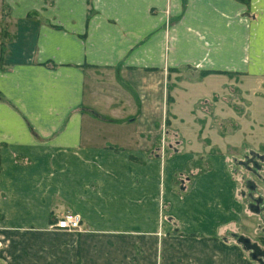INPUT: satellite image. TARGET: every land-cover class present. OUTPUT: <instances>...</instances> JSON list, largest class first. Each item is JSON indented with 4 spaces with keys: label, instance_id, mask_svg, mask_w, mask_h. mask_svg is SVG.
<instances>
[{
    "label": "crops",
    "instance_id": "crops-1",
    "mask_svg": "<svg viewBox=\"0 0 264 264\" xmlns=\"http://www.w3.org/2000/svg\"><path fill=\"white\" fill-rule=\"evenodd\" d=\"M212 76L232 99L264 82V0H0V264H146L135 247L156 263L162 238L145 233L163 227L162 177L194 158L180 154L170 95ZM219 88L211 97L226 101ZM209 95L196 100L217 125L227 116ZM164 132L178 137L167 158ZM229 159L196 178L202 222L186 228L213 235L240 221ZM66 213L80 215L79 231L53 227ZM186 244L198 264H242L217 237Z\"/></svg>",
    "mask_w": 264,
    "mask_h": 264
},
{
    "label": "rangeland",
    "instance_id": "rangeland-1",
    "mask_svg": "<svg viewBox=\"0 0 264 264\" xmlns=\"http://www.w3.org/2000/svg\"><path fill=\"white\" fill-rule=\"evenodd\" d=\"M216 80H219V78L212 76L207 77L203 85L184 82L181 84L182 89L179 90L177 97L175 96L173 99V96L170 95L169 109L171 110L175 104L179 113V117L173 122L180 126L181 136L186 139L183 148L180 149V154L192 155L194 158L187 162L184 167L183 165L180 166V170L171 177V180L168 181V177L165 178L164 175L162 177L163 227L161 230H148L145 233V236L155 235L162 238V246L158 247L159 257H157L156 263L153 260L154 251L151 248H148L146 252L144 249L135 247V254L139 256L141 254L146 255V264H186L188 263L187 260H192V264L194 262L198 264L200 261H194L195 258H192L186 252L188 248L186 239L210 236L217 237L222 242L226 241L229 245L239 247L242 264H260L257 260L259 257L257 250L264 251V221L256 209L264 206V82L262 79L247 80L248 85L244 86L243 92L241 91L236 99H232L235 94L230 90L224 92L223 90L227 89V86L220 88L214 86ZM227 81L229 80L227 79ZM228 83L226 82V85ZM215 87L221 90L218 91L221 96H228L226 101L211 97L212 92L216 89ZM204 93H210L209 105L214 106L212 108L214 109L213 112H220L219 114L227 116L217 120L219 121L216 122L218 126L210 124L211 119L203 115L204 106L207 104L196 100L198 96ZM189 110H192V112ZM194 116L201 117L203 129L200 126V130H203L202 136L204 135L210 141L209 143L205 144V141L202 144L197 140L195 135L197 127L194 126L195 124L192 121ZM169 117L171 118V116ZM219 123H222L221 127H219ZM177 138L173 133H163L162 144H165V148L162 153L164 157L167 158L169 154L174 152V141ZM168 144L172 145V149L167 147ZM223 157L230 158L228 161L229 172L238 187L236 201L242 209L240 221H237V224L235 223L231 227L216 231L213 235H209L211 233L208 230L186 228L191 223L202 222L200 214L198 216L200 221L194 220L193 208L195 207L196 211H200L202 205L204 206V204H196L200 200L196 198L199 194L195 195L193 191L196 178L211 171L214 167H218L219 161ZM253 160L256 161V165H259L258 168L252 164ZM221 199L228 215H230L229 208L234 207L232 197L226 193ZM209 204H205L206 208L214 209ZM250 204L255 205L257 208L252 211L248 207ZM80 227L74 232L79 231ZM98 232L103 234H126L124 231ZM131 236H135L133 231H131ZM176 238L180 239V242H174ZM174 249L183 252L179 251L182 254L176 257ZM214 258L216 257H210V260ZM131 264L143 263L133 259Z\"/></svg>",
    "mask_w": 264,
    "mask_h": 264
},
{
    "label": "built area",
    "instance_id": "built-area-1",
    "mask_svg": "<svg viewBox=\"0 0 264 264\" xmlns=\"http://www.w3.org/2000/svg\"><path fill=\"white\" fill-rule=\"evenodd\" d=\"M81 217L76 213H66L57 219L53 227L60 230L74 231L79 229Z\"/></svg>",
    "mask_w": 264,
    "mask_h": 264
},
{
    "label": "flooded vegetation",
    "instance_id": "flooded-vegetation-1",
    "mask_svg": "<svg viewBox=\"0 0 264 264\" xmlns=\"http://www.w3.org/2000/svg\"><path fill=\"white\" fill-rule=\"evenodd\" d=\"M252 164L256 166L257 168L259 166V165H256L257 163L254 160L252 161ZM248 207H250L252 211H254L257 208L255 207V205H252V204H250ZM256 211L259 213V215L262 217V220L264 221V206L258 207ZM257 255H259L257 260L260 262V264H264V251L257 250Z\"/></svg>",
    "mask_w": 264,
    "mask_h": 264
},
{
    "label": "trees",
    "instance_id": "trees-1",
    "mask_svg": "<svg viewBox=\"0 0 264 264\" xmlns=\"http://www.w3.org/2000/svg\"><path fill=\"white\" fill-rule=\"evenodd\" d=\"M239 1H241V2H243V3H245V4L248 3V0H239Z\"/></svg>",
    "mask_w": 264,
    "mask_h": 264
}]
</instances>
